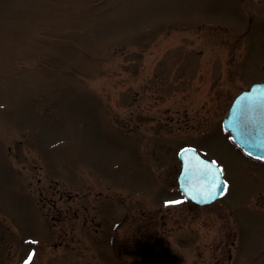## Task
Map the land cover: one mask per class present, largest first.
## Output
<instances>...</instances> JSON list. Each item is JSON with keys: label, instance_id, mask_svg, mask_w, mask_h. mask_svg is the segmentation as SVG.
Masks as SVG:
<instances>
[{"label": "rangeland", "instance_id": "rangeland-1", "mask_svg": "<svg viewBox=\"0 0 264 264\" xmlns=\"http://www.w3.org/2000/svg\"><path fill=\"white\" fill-rule=\"evenodd\" d=\"M264 82V0H0V264H264V163L222 129ZM194 148L227 192L177 188Z\"/></svg>", "mask_w": 264, "mask_h": 264}, {"label": "water", "instance_id": "water-1", "mask_svg": "<svg viewBox=\"0 0 264 264\" xmlns=\"http://www.w3.org/2000/svg\"><path fill=\"white\" fill-rule=\"evenodd\" d=\"M222 127L245 155L264 161V83L254 84L234 99ZM179 159L181 170L177 183L187 199L205 205L224 195L227 186L219 167L202 158L193 148L181 150ZM205 170L210 171L206 174ZM213 172L218 173L214 184L210 183ZM201 188L206 191L201 192ZM208 191L212 195H207Z\"/></svg>", "mask_w": 264, "mask_h": 264}, {"label": "snow or ice", "instance_id": "snow-or-ice-1", "mask_svg": "<svg viewBox=\"0 0 264 264\" xmlns=\"http://www.w3.org/2000/svg\"><path fill=\"white\" fill-rule=\"evenodd\" d=\"M187 150H190V149H187ZM209 171H210V170H205L206 174H207V172H209ZM221 171H222V169H221ZM217 175H218V173H214V172L211 173L212 179H211L210 183H212V184L215 183V180H216V176H217ZM224 183L226 184L227 181H224ZM216 187L218 188L219 186L217 185ZM200 191H201V192H204V191H206V189L201 188ZM207 195H212V192H211V191H208V192H207Z\"/></svg>", "mask_w": 264, "mask_h": 264}]
</instances>
